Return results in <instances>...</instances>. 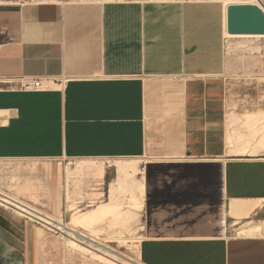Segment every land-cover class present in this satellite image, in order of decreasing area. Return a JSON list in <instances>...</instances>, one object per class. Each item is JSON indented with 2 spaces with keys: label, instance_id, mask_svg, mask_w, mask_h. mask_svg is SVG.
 I'll return each instance as SVG.
<instances>
[{
  "label": "crops",
  "instance_id": "1",
  "mask_svg": "<svg viewBox=\"0 0 264 264\" xmlns=\"http://www.w3.org/2000/svg\"><path fill=\"white\" fill-rule=\"evenodd\" d=\"M228 6L0 0V80H14L0 81V173L10 192L21 198L40 170L53 188L58 160L146 158L143 263L264 264L263 122L254 134L229 124L231 110H264V85L226 75ZM23 76L56 85L23 90ZM238 130L246 142L232 144ZM250 225L261 235L238 234ZM1 231L0 241L18 239L0 244V264H32V232Z\"/></svg>",
  "mask_w": 264,
  "mask_h": 264
},
{
  "label": "rangeland",
  "instance_id": "2",
  "mask_svg": "<svg viewBox=\"0 0 264 264\" xmlns=\"http://www.w3.org/2000/svg\"><path fill=\"white\" fill-rule=\"evenodd\" d=\"M228 48H230L231 55L227 53L228 49L226 47V75L232 81H257L258 83L264 85V37H232L228 44ZM236 107H238V105H236ZM229 114V124L232 128H234L233 132L236 128L241 127L243 123L247 121L256 123L255 126H257L258 123L263 122L262 130L264 129V110L252 111V113L250 111V114H248L247 111L243 114H238L235 110H231ZM258 116L259 118H257ZM247 127L242 126L243 129H246ZM79 159L83 158L58 160L55 164H53V166L58 169L60 166L59 163H62L60 166L61 173H59V170L56 169L53 173L55 175V182L53 184V188L51 189L50 186H48L50 182L48 172L40 170L38 172L36 171L37 173L32 174L36 178L35 184L33 183V180H30L28 181L26 187L21 188L22 190L20 191L18 190V192L21 193V198L10 192L13 187H9V180L6 173H0V190L34 205L35 207L45 211L47 214L53 215L62 222L65 221L64 223H69L73 213L86 211L97 206L101 202L109 201L111 183L116 176L114 163L118 158H99L105 160L106 166V175L102 182H97L89 173V175L86 174L87 172H81L83 176L79 172L72 175V177L67 178V168L64 167L75 166L76 161ZM1 162L3 163L2 165H4L3 168H6L5 162L17 163L18 161L14 159L2 160ZM39 162L43 163L42 160H39ZM22 163L27 164L32 162L24 160ZM24 174L31 176L28 171ZM59 174H61V184L57 182ZM141 175H143V173ZM39 179H44V182L46 183L45 186L42 185V181H39ZM16 186H18V184ZM59 189L60 193L58 194ZM121 194L119 195L120 200L124 202L126 206L128 204V196L126 193L124 194L125 196ZM92 204L94 206H91ZM143 222L142 211L139 221L131 220L125 227L121 224L112 225L109 223V219H107L102 224L103 230L95 233L96 235L83 227H79V229L91 233L92 237L94 236V238L97 240L99 239L98 241L102 243H107L106 245L113 247L125 256L136 258L141 261L139 256V243L142 240L141 235H143ZM6 229H18L19 231L20 229L25 231L29 229L32 232V236H26V239L24 238L26 240V247L32 264H108L100 259H94L91 253H84L73 249L67 244L66 239L63 238L61 232L58 233L50 231L43 225L30 221L27 218H23L17 213L15 214L14 211L0 205V230H2L1 232L3 233H7L5 232ZM40 230L42 233H39ZM17 239L18 238L11 235L1 236L0 244L8 247V244L14 245ZM15 258L16 261L20 260V257L16 254Z\"/></svg>",
  "mask_w": 264,
  "mask_h": 264
},
{
  "label": "bare ground",
  "instance_id": "3",
  "mask_svg": "<svg viewBox=\"0 0 264 264\" xmlns=\"http://www.w3.org/2000/svg\"><path fill=\"white\" fill-rule=\"evenodd\" d=\"M225 2L229 6L230 4L238 3H255L258 4L260 7L264 8V4L261 0H225ZM226 34L231 38L264 37V34H234L230 33L229 30L226 31ZM54 82V80H50L48 82V86L53 87V84H55ZM247 113L250 114V111H247ZM257 118H259V116ZM247 122H244L242 126H248V130L252 134H254L256 123L252 121ZM236 141L246 142V138L244 137V135L242 136L239 130L236 132ZM230 142H234L233 137L230 139ZM237 152H247V149L245 146H243V148L237 150ZM144 164H146V159H142L140 157L116 159L114 163L116 169V176L111 183L109 201L101 202L97 206L90 208L86 211L73 213L69 223H64L65 221L62 222L61 220L55 218L53 215L47 214L45 211L3 190H0V205L14 211L15 214L17 213L23 218H27L30 221L43 225L50 231L58 233L61 232L63 238L66 239V242L69 246L84 253H91L94 259H100L108 264H145L136 258L125 256L123 253L118 252V250H115L113 247L106 245L107 243L105 244L104 241V243H102L98 241L99 239L97 240L96 238H94V236L92 237L91 233L79 229V227H83L86 230L95 234L103 230L102 224L107 219H109L110 224H121L123 227H125L127 223H129L131 220L139 221L141 212L144 210L145 206L144 169H142L141 167ZM64 168H67V178H70L72 177V175L77 174L79 172L80 174L81 172H87L86 174L89 173L94 180H96L97 182H102L106 175L105 160L99 158L79 159L76 161L75 166H68ZM142 173L143 175H141ZM124 192L128 196V204L126 206L124 202L120 200L119 197L121 193H123L121 195H124ZM91 206L94 205L92 204ZM232 211L233 214H236L238 217H241L242 214H240L238 210H236V212L235 210ZM41 230L39 231V233H42ZM261 232L262 226L260 225L243 226L238 229V234L241 236L257 234L261 235Z\"/></svg>",
  "mask_w": 264,
  "mask_h": 264
},
{
  "label": "water",
  "instance_id": "4",
  "mask_svg": "<svg viewBox=\"0 0 264 264\" xmlns=\"http://www.w3.org/2000/svg\"><path fill=\"white\" fill-rule=\"evenodd\" d=\"M228 30L234 34H264V10L255 3L231 4Z\"/></svg>",
  "mask_w": 264,
  "mask_h": 264
},
{
  "label": "built area",
  "instance_id": "5",
  "mask_svg": "<svg viewBox=\"0 0 264 264\" xmlns=\"http://www.w3.org/2000/svg\"><path fill=\"white\" fill-rule=\"evenodd\" d=\"M262 3L264 4V0H261ZM263 10L264 8L261 7ZM51 79H46V78H33V77H29V76H23L20 78L15 79V81H17L18 83V87L23 89V90H39V89H47L50 88L48 86V82ZM0 81H6V80H0ZM8 83H12L14 82V80H8L6 81Z\"/></svg>",
  "mask_w": 264,
  "mask_h": 264
}]
</instances>
